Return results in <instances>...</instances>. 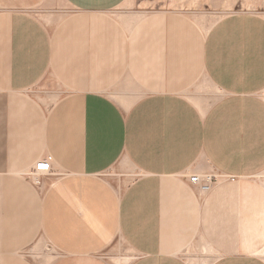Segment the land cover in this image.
Wrapping results in <instances>:
<instances>
[{"label": "crops", "instance_id": "1", "mask_svg": "<svg viewBox=\"0 0 264 264\" xmlns=\"http://www.w3.org/2000/svg\"><path fill=\"white\" fill-rule=\"evenodd\" d=\"M62 2L0 0V264H264V16Z\"/></svg>", "mask_w": 264, "mask_h": 264}, {"label": "rangeland", "instance_id": "2", "mask_svg": "<svg viewBox=\"0 0 264 264\" xmlns=\"http://www.w3.org/2000/svg\"><path fill=\"white\" fill-rule=\"evenodd\" d=\"M56 5L64 6L62 0H52ZM133 5L145 6L147 9L177 10L178 12L189 16L194 23V34L196 39L202 36L206 29L210 27L216 20L230 13L249 12L264 16V0H132ZM198 35V36H197ZM198 84V83H197ZM213 173H208L210 176ZM205 176V175H204ZM205 176V177H206ZM25 179H30L27 173ZM112 247H110L111 249ZM43 237H38L32 245L25 248V253L29 254L35 263L47 262L49 257L55 258L62 252H56ZM114 252L119 253L111 257L118 263L127 264L133 257L132 253L127 250L117 249ZM123 253V254H121ZM46 255V256H44ZM55 256V257H54ZM45 260V261H44ZM49 263V262H48Z\"/></svg>", "mask_w": 264, "mask_h": 264}, {"label": "built area", "instance_id": "3", "mask_svg": "<svg viewBox=\"0 0 264 264\" xmlns=\"http://www.w3.org/2000/svg\"><path fill=\"white\" fill-rule=\"evenodd\" d=\"M49 170H50V163L48 161L42 160L34 165L33 169L30 171V175L31 174L41 175L42 173L48 172ZM190 181L193 183L199 181L198 175L191 176ZM208 184L211 185V178H209V180H205V179L203 180V182L201 183L202 189L206 190L210 188Z\"/></svg>", "mask_w": 264, "mask_h": 264}, {"label": "bare ground", "instance_id": "4", "mask_svg": "<svg viewBox=\"0 0 264 264\" xmlns=\"http://www.w3.org/2000/svg\"><path fill=\"white\" fill-rule=\"evenodd\" d=\"M35 176H38V175H36V174H34ZM190 178H191V176L189 177V180H190ZM209 180V179H208ZM209 185V187H210V184H208ZM201 189H202V185H201ZM203 190H205V189H203Z\"/></svg>", "mask_w": 264, "mask_h": 264}]
</instances>
